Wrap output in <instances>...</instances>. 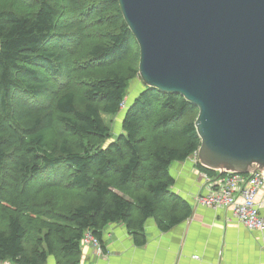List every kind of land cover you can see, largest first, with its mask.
<instances>
[{
  "label": "trees",
  "instance_id": "1",
  "mask_svg": "<svg viewBox=\"0 0 264 264\" xmlns=\"http://www.w3.org/2000/svg\"><path fill=\"white\" fill-rule=\"evenodd\" d=\"M138 62L117 0H0V264H80L87 232L142 246L148 219L190 217L169 169L197 153V109L144 86L118 137L104 121Z\"/></svg>",
  "mask_w": 264,
  "mask_h": 264
},
{
  "label": "water",
  "instance_id": "2",
  "mask_svg": "<svg viewBox=\"0 0 264 264\" xmlns=\"http://www.w3.org/2000/svg\"><path fill=\"white\" fill-rule=\"evenodd\" d=\"M146 88L197 109V161L264 174V0H117Z\"/></svg>",
  "mask_w": 264,
  "mask_h": 264
},
{
  "label": "crops",
  "instance_id": "3",
  "mask_svg": "<svg viewBox=\"0 0 264 264\" xmlns=\"http://www.w3.org/2000/svg\"><path fill=\"white\" fill-rule=\"evenodd\" d=\"M169 173L170 191L188 203L190 217L166 232L148 219L142 246L133 243L123 224L108 225L99 240L101 254L85 247L80 264H264V231L247 230L231 209L207 208L194 200L203 193L204 181L191 158L172 164Z\"/></svg>",
  "mask_w": 264,
  "mask_h": 264
},
{
  "label": "built area",
  "instance_id": "4",
  "mask_svg": "<svg viewBox=\"0 0 264 264\" xmlns=\"http://www.w3.org/2000/svg\"><path fill=\"white\" fill-rule=\"evenodd\" d=\"M196 154L192 156L197 161ZM203 193L195 195L194 200L212 209H231L234 218L249 231H264V174L240 175L226 173L209 176L200 172ZM262 194V199L257 197ZM91 246L101 254L100 242L90 232L85 233L81 250ZM193 258H197L196 256ZM198 259V258H197Z\"/></svg>",
  "mask_w": 264,
  "mask_h": 264
},
{
  "label": "rangeland",
  "instance_id": "5",
  "mask_svg": "<svg viewBox=\"0 0 264 264\" xmlns=\"http://www.w3.org/2000/svg\"><path fill=\"white\" fill-rule=\"evenodd\" d=\"M127 66V65H125ZM144 89V84L141 82L139 75L137 74L136 76H134V78L130 81L129 83V87H128V91L126 94V97L124 98L122 107H121V112L119 114H117L116 116H104V121L106 123V125H108L110 127V134L112 139H114L115 137H118L121 133V121H122V114L125 113L126 109L133 103V101L139 96V94L143 91ZM198 112V111H197ZM194 115V112L191 113V116ZM111 140H105L102 143V147L107 146L108 143ZM193 162L194 159L192 157H190ZM189 158V159H190ZM195 165V162H194ZM54 259L52 257L49 258V262L48 264H53ZM4 264H9L8 262L4 263Z\"/></svg>",
  "mask_w": 264,
  "mask_h": 264
}]
</instances>
